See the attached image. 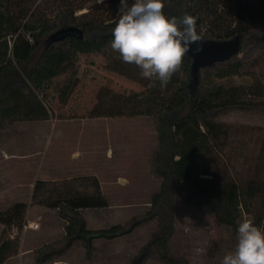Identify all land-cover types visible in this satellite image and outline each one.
Returning a JSON list of instances; mask_svg holds the SVG:
<instances>
[{
	"label": "trees",
	"instance_id": "trees-1",
	"mask_svg": "<svg viewBox=\"0 0 264 264\" xmlns=\"http://www.w3.org/2000/svg\"><path fill=\"white\" fill-rule=\"evenodd\" d=\"M38 1L0 0V134L12 130L19 122L50 120L52 112L39 92L48 82L71 72L74 79L61 100L66 104L79 84L73 70L78 55L115 53L111 42L117 20H102L88 13L77 15L85 5L71 0L64 1L48 15L40 8L42 1ZM164 3L166 15L196 16L197 29L204 38L226 41L238 37L240 55L202 68L195 77L193 60L186 54L181 71L166 88L161 89L160 82L155 80L153 87L141 93L131 96L115 93L110 105L101 104L99 111L93 109L95 117L152 116L157 145L150 158L151 172L161 179L160 189L152 195L145 215L108 229H88L80 213L85 209L106 208L108 202L101 194L77 192L46 203L47 207L57 209L66 222L65 236L38 249L37 264L62 256L77 242L91 257L95 240L115 239L153 221H157V230L132 264H146L153 257L164 264H188L170 245L176 232L177 199L215 217L219 225L235 233L243 213H251L250 205L243 199L255 193L258 186L252 192L235 185H208L211 179L205 177L208 173L200 162L222 149L228 138L220 118L232 112L264 116V101L253 98L262 93L261 87H255L251 96L245 97L233 85L215 80L232 79L264 53V0H164ZM226 9L234 14L232 21L224 17ZM217 18L228 23L226 29L216 27ZM138 69L134 64L117 61L113 71L134 79ZM26 210L25 203H17L7 211H0V224L4 226L0 264L18 251L19 244L6 236L7 229L21 228ZM254 216L255 225L264 228L263 212L257 211Z\"/></svg>",
	"mask_w": 264,
	"mask_h": 264
},
{
	"label": "rangeland",
	"instance_id": "rangeland-1",
	"mask_svg": "<svg viewBox=\"0 0 264 264\" xmlns=\"http://www.w3.org/2000/svg\"><path fill=\"white\" fill-rule=\"evenodd\" d=\"M40 8L51 15L69 0H39ZM84 4L85 8L77 15L102 20H118L120 0H71ZM131 3V0H129ZM225 18L233 20V13L225 10ZM218 29H226L228 23L217 18ZM117 61H121L118 52L108 55H78L73 70L76 71L79 84L68 98L66 104L64 91L67 90L71 72H67L48 82L39 92L52 112L49 121L19 122L12 130L0 134V211H7L17 203H25L27 210L21 228L7 229V237L18 242V251L12 254L4 264H37L35 253L38 249L61 241L65 236L66 222L60 218L59 211L46 206L56 199L61 188L51 182L52 172L46 170L44 177L36 179L35 172L42 163L49 145L46 135L56 129H80L86 123L90 131L91 148L108 151L111 160L91 162L93 176L87 184L74 188L82 193L101 194L108 202L106 208L85 209L80 213L86 227L90 230L108 229L114 225H126L133 218L141 217L150 209L151 197L159 191L161 179L151 172V154L157 145L156 125L152 116L137 115L115 117H95L94 108L101 104L110 105L112 95L131 96L141 93L155 85V80L144 79L140 69L134 79L113 71ZM127 64V63H126ZM218 83L233 85L245 97H250L255 87H261L262 93L254 96L264 101V53L239 75ZM228 131V138L222 149L214 152L207 160H201L205 176L211 180L208 185H235L244 191L258 190L245 196L251 213L244 212L243 219H251L255 224V213L264 214V116L243 112H232L219 119ZM32 122V123H31ZM26 123V124H25ZM23 124V125H22ZM35 135L41 136L39 139ZM39 150L38 162L33 161L32 152ZM4 150L8 152L4 154ZM12 154V157L8 156ZM43 153V154H42ZM10 162L2 163V159ZM32 158V160L30 159ZM28 159V160H27ZM30 159V161H29ZM29 161V162H28ZM66 189V188H64ZM27 221H37V230H25ZM4 226L0 224V241ZM187 229V230H186ZM157 230V221L140 226L133 232L115 239H97L93 242L94 251L88 257L80 242L55 257L46 264H132L144 246ZM236 233L231 228L218 224L215 217L193 207L186 206L177 199L176 232L170 245L174 253L184 258L188 264H221L223 256L234 249ZM197 247L206 248V254L197 255ZM146 264H164L157 258H150Z\"/></svg>",
	"mask_w": 264,
	"mask_h": 264
},
{
	"label": "clouds",
	"instance_id": "clouds-1",
	"mask_svg": "<svg viewBox=\"0 0 264 264\" xmlns=\"http://www.w3.org/2000/svg\"><path fill=\"white\" fill-rule=\"evenodd\" d=\"M164 9V0H120L111 42L124 63L136 65L142 78L158 80L161 89L181 71L189 51L203 50L198 18L166 15ZM193 44L197 45L194 50ZM194 251L203 255L207 249L197 247ZM221 264H264V228L243 219L236 230L234 249L223 256Z\"/></svg>",
	"mask_w": 264,
	"mask_h": 264
},
{
	"label": "crops",
	"instance_id": "crops-1",
	"mask_svg": "<svg viewBox=\"0 0 264 264\" xmlns=\"http://www.w3.org/2000/svg\"><path fill=\"white\" fill-rule=\"evenodd\" d=\"M56 125L58 124H53V130L46 135L50 151L48 152L47 149L43 158L40 157L41 155L37 149H35V152H32V155L33 161L38 162L37 157H40L39 163H42L39 167V171L37 170L35 172L36 179L39 178V176H45L42 171L44 168L43 166L49 165V168H45L52 172L51 182L61 188V190L59 189L56 192L57 196H64L80 192L76 189H67L68 187L74 188L78 185L87 184L86 181L93 176L99 178V175L92 174L90 168L91 162L102 161L108 163L111 157L108 151H101L99 148L92 150V136L90 135V131L85 128L86 123H82L80 129L74 130H59L56 129ZM40 137L39 135H35L36 139ZM4 154L7 155L8 152L4 150ZM8 156L12 157V154L9 153ZM30 159L32 160V158ZM10 161L11 160L7 158L2 159V163Z\"/></svg>",
	"mask_w": 264,
	"mask_h": 264
},
{
	"label": "water",
	"instance_id": "water-1",
	"mask_svg": "<svg viewBox=\"0 0 264 264\" xmlns=\"http://www.w3.org/2000/svg\"><path fill=\"white\" fill-rule=\"evenodd\" d=\"M191 47L194 50L197 45L193 44ZM202 47L203 50L199 53L194 51L187 53L193 60L192 71L195 77L202 68L228 61L232 57L240 55V40L238 37L226 41H214L203 37Z\"/></svg>",
	"mask_w": 264,
	"mask_h": 264
},
{
	"label": "built area",
	"instance_id": "built-area-1",
	"mask_svg": "<svg viewBox=\"0 0 264 264\" xmlns=\"http://www.w3.org/2000/svg\"><path fill=\"white\" fill-rule=\"evenodd\" d=\"M38 228H39V224H38L37 221H27L24 224V229L25 230H28V229L37 230Z\"/></svg>",
	"mask_w": 264,
	"mask_h": 264
}]
</instances>
